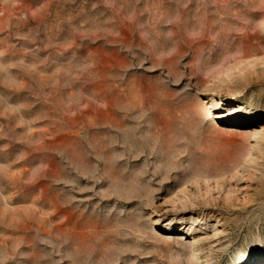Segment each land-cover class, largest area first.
<instances>
[{"label":"rangeland","instance_id":"obj_1","mask_svg":"<svg viewBox=\"0 0 264 264\" xmlns=\"http://www.w3.org/2000/svg\"><path fill=\"white\" fill-rule=\"evenodd\" d=\"M0 264H264V0H0Z\"/></svg>","mask_w":264,"mask_h":264}]
</instances>
